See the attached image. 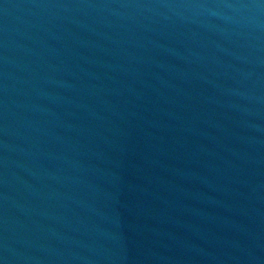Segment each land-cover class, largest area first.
I'll list each match as a JSON object with an SVG mask.
<instances>
[{
  "label": "water",
  "instance_id": "water-1",
  "mask_svg": "<svg viewBox=\"0 0 264 264\" xmlns=\"http://www.w3.org/2000/svg\"><path fill=\"white\" fill-rule=\"evenodd\" d=\"M0 264H264V0H0Z\"/></svg>",
  "mask_w": 264,
  "mask_h": 264
}]
</instances>
